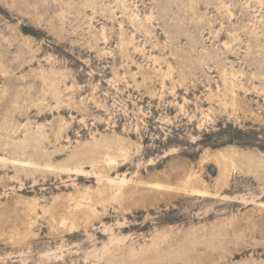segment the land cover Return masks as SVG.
I'll return each mask as SVG.
<instances>
[{
	"label": "rangeland",
	"instance_id": "374dc122",
	"mask_svg": "<svg viewBox=\"0 0 264 264\" xmlns=\"http://www.w3.org/2000/svg\"><path fill=\"white\" fill-rule=\"evenodd\" d=\"M0 264H264V0H0Z\"/></svg>",
	"mask_w": 264,
	"mask_h": 264
},
{
	"label": "bare ground",
	"instance_id": "6f19581e",
	"mask_svg": "<svg viewBox=\"0 0 264 264\" xmlns=\"http://www.w3.org/2000/svg\"><path fill=\"white\" fill-rule=\"evenodd\" d=\"M155 184H156V183H155ZM157 185L159 186V184H157ZM191 190H192V189H191ZM191 190H190V191H191ZM193 190H194V192H195V189H193ZM193 190H192V191H193ZM197 190H198V189H197ZM192 191H191V192H192ZM201 192H202V190H201ZM202 193H203V192H202ZM198 194H199V193H198Z\"/></svg>",
	"mask_w": 264,
	"mask_h": 264
}]
</instances>
